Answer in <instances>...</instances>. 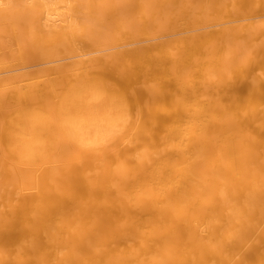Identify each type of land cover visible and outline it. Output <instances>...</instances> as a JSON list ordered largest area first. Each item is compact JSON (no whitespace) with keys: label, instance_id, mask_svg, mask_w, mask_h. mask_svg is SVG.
Masks as SVG:
<instances>
[{"label":"bare ground","instance_id":"1","mask_svg":"<svg viewBox=\"0 0 264 264\" xmlns=\"http://www.w3.org/2000/svg\"><path fill=\"white\" fill-rule=\"evenodd\" d=\"M72 2L30 49L98 53L44 57L35 146L0 124V264H264V0Z\"/></svg>","mask_w":264,"mask_h":264},{"label":"rangeland","instance_id":"2","mask_svg":"<svg viewBox=\"0 0 264 264\" xmlns=\"http://www.w3.org/2000/svg\"><path fill=\"white\" fill-rule=\"evenodd\" d=\"M45 2H47V0H0V90L4 92L9 89L10 91L14 90L11 91L12 93L15 92L16 89L25 91L22 92V99L19 98L21 101L16 99V102H12L14 98L11 103L9 102L5 104V106L0 105V124L3 126L5 132L3 133L5 146L10 149L29 148L35 146V142L41 139V130L38 129V132L35 126L38 124L39 119L42 120L41 117L44 116V109L46 106L45 104L35 103L36 101L32 99L33 97L31 98L27 93L32 94V83L38 78L36 74L40 73L38 70L46 65L47 63L44 64V61L49 58L51 59L54 54L51 53L47 55V53H44V50L37 51L35 49H30V46L34 42L33 38L36 36L37 38L42 37L41 32L37 33L35 31L34 25H36V19L39 24L42 22L41 15H43V5L48 7V9L46 7L47 10L44 9L46 12H50L55 17V14H60L59 17L57 16L58 19L61 20L62 17L65 19L64 22L57 19L62 25H79V23L86 20L85 8L79 9V7L73 4L72 0H48V5ZM45 37L47 38L46 41H49L51 45L54 44L56 57L65 55L67 56L66 60H68V58L70 59V57L74 56L72 54L79 51L87 52V50L89 52L87 53L88 55H94L92 51V53L90 52V49H92L95 54L98 53L95 47H89L86 43L81 41L75 42V40L68 42L69 47L66 45L67 43H64L66 45L65 47L64 45L63 47L62 45L58 47L59 45L57 46L54 43V37L51 35H46ZM43 54H45V56ZM57 54L60 56H57ZM27 61L29 63H27ZM24 93L29 97H24V95L26 96ZM39 111H43L44 113L41 114L42 112L40 113ZM38 112L43 116L37 118L36 115Z\"/></svg>","mask_w":264,"mask_h":264}]
</instances>
